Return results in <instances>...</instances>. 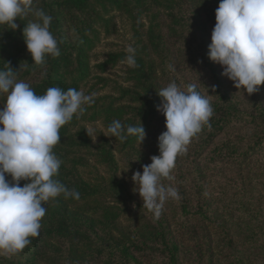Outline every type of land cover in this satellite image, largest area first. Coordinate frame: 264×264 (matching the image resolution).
<instances>
[{"label":"trees","instance_id":"1","mask_svg":"<svg viewBox=\"0 0 264 264\" xmlns=\"http://www.w3.org/2000/svg\"><path fill=\"white\" fill-rule=\"evenodd\" d=\"M219 2L33 0V7L42 8L53 17L50 31L57 38L61 52L59 57H46L44 68L33 64L22 35L25 24L35 17L17 18L16 30L0 26V69L5 68L6 63L14 70L24 65L18 72V80L29 83L36 94H43L49 87L81 91L93 74L91 52L100 41L102 29L108 32L111 28L112 13L116 11L132 22L138 39L136 60L139 65L128 69V86L120 85L114 94L97 98L85 107L83 114L74 115L61 127L60 143L53 149L62 161L56 178L69 189L77 190L80 198L65 199L61 195L46 202L39 236L30 237L31 243L18 254L0 257V264H142L140 255L148 251L155 256L163 255L169 264H179V245L172 238L165 219L161 216L153 220L152 213L143 208L142 199L131 191L122 173L125 171L131 179L134 171L142 172V165L151 163L152 155H159L158 136L166 126L165 116L156 108L160 103L157 91L172 80L185 88L176 77L179 75L174 71L172 76L167 68L172 65L175 50L186 52L204 67L216 89L206 95L211 101L213 116L191 138L183 154L198 153L199 147L210 146L207 162L221 163L228 158L243 161L264 142V128L257 140L246 148L239 144L242 139L238 142L223 139L232 125L247 121L256 113L241 106L226 88L221 65L207 55ZM162 12L167 19L165 28L158 21ZM148 14L152 19L147 28L143 18ZM126 56L111 54L99 67L105 71L109 65L126 60ZM113 120H120L124 125L142 123L146 138L140 144L135 136L121 142L102 135L100 141L95 142L83 124L102 121L107 131ZM203 135L207 136L199 143ZM134 158L139 159L130 161ZM99 165L105 168V174L100 173ZM25 182L21 181L20 186ZM163 183L175 187L174 181L164 180ZM126 214L134 215L135 219L124 228L121 219Z\"/></svg>","mask_w":264,"mask_h":264},{"label":"clouds","instance_id":"2","mask_svg":"<svg viewBox=\"0 0 264 264\" xmlns=\"http://www.w3.org/2000/svg\"><path fill=\"white\" fill-rule=\"evenodd\" d=\"M32 4L33 0H0V26L16 30L17 18L35 17L25 24L22 35L33 64L44 68L46 57L56 58L61 52L50 31L53 17ZM215 21L208 57L221 65V74L237 89L249 95L257 92L264 84V0H220ZM126 53L127 65L139 67L136 49L129 45ZM23 67L14 70L6 63L0 69V95L4 96L0 102V255L5 256L18 254L31 243L30 237L39 236L46 202L61 195L80 198L77 190L56 178L62 161L53 149L60 143L61 127L94 103L93 95L75 88L49 87L36 94L29 83L18 80ZM167 68L175 71L171 64ZM157 95L156 108L165 116L166 126L158 136L159 155H152L151 163L131 176L133 191L154 221L160 219L167 200L181 198L177 188L163 181L174 180L171 173L177 156L186 152L214 111L209 97L195 84L181 88L172 80ZM103 134L121 142L135 136L140 144L146 138L142 123L124 125L120 120H113ZM21 181H26L23 186Z\"/></svg>","mask_w":264,"mask_h":264},{"label":"rangeland","instance_id":"3","mask_svg":"<svg viewBox=\"0 0 264 264\" xmlns=\"http://www.w3.org/2000/svg\"><path fill=\"white\" fill-rule=\"evenodd\" d=\"M112 15L111 28L108 32L102 29L100 41L91 52L93 74L81 89L85 95H93L94 100L114 94L120 85H129L127 71L130 67L126 60L109 65L105 71L99 64L109 60L111 54H127L129 45L138 48L131 20L118 11ZM151 19L150 14L143 18L147 28ZM158 21L165 28L167 19L163 12ZM172 66L179 75L176 77L185 87L195 84L205 96L216 90L206 69L194 62L186 52L175 50ZM170 73L174 76V71ZM223 77L226 88L241 106L256 115L247 119L248 122L232 125L225 137L223 135L221 138L237 142L242 139L239 144L246 148L263 133L264 84L249 95L237 89L226 76ZM3 99L4 96L0 95V102ZM83 124L90 130L95 142H99L103 132H106L102 121H85ZM206 136L200 137L198 142L201 143ZM213 142L217 143L215 140ZM210 151V146L206 149L199 147L198 153L193 151L189 155H178L176 170L172 171L181 198L167 200L161 216L179 245V264H264V142L258 144L243 161L228 158L221 163H210L206 159ZM117 158H120L118 153ZM92 162L96 163L94 160ZM99 171L105 174L103 166L99 165ZM122 176L131 191L139 196L133 191L134 183L128 174L124 171ZM134 219V215H124L121 219L123 227L127 228ZM140 259L142 264H169L163 255L155 256L150 251L143 252Z\"/></svg>","mask_w":264,"mask_h":264}]
</instances>
